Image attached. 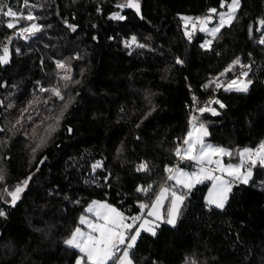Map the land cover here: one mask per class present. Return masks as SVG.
<instances>
[{
    "label": "trees",
    "instance_id": "1",
    "mask_svg": "<svg viewBox=\"0 0 264 264\" xmlns=\"http://www.w3.org/2000/svg\"><path fill=\"white\" fill-rule=\"evenodd\" d=\"M120 1L29 0L24 7L4 0L36 19L9 29L0 15V55L5 45L10 50V63L0 64V209L7 214L0 217V264H75L80 253L64 241L92 201L131 217L162 187L174 190L166 168L193 115L206 125L209 143L232 150L230 161L240 163L239 150L264 141V33L257 30L264 0H241L237 19L210 50L197 31L188 39L181 16L203 17L220 10L221 0H139L143 18L121 10ZM113 13L126 18L110 19ZM32 23L42 30L17 35ZM133 36L145 47L126 46ZM250 54V70L237 66L220 77L227 84L248 71L247 93L204 87ZM41 88L58 89L64 99ZM216 92L226 106L211 105L219 115L192 114ZM98 161L103 166L93 170ZM144 161L149 171H136ZM29 176L13 207L7 192ZM210 184L186 195L175 226L163 222L156 236L141 234L135 264H264V167L253 168L249 184L233 183L223 209L205 202ZM148 185L146 194L136 191Z\"/></svg>",
    "mask_w": 264,
    "mask_h": 264
},
{
    "label": "snow or ice",
    "instance_id": "2",
    "mask_svg": "<svg viewBox=\"0 0 264 264\" xmlns=\"http://www.w3.org/2000/svg\"><path fill=\"white\" fill-rule=\"evenodd\" d=\"M226 4L227 11L217 12L216 8H210L208 14L203 17L193 18L181 16L185 25V35L188 39H192V33L187 30V26L191 23L193 30H195L197 24H199V31L206 32L212 38L205 41L201 47L210 50L213 40L218 38L221 29L231 27L232 22L237 19V12L240 9L241 0H231L230 3H227V0H221V8H224ZM23 6L28 7L29 0H23ZM117 7L121 9L125 7L134 8L137 14H140L141 11L139 0H126V3L117 5ZM0 15L9 18L6 23V27L9 29L16 28L21 19L28 21L36 19L31 12L25 15L22 11H14L12 7L4 3V0H0ZM214 15L217 22L213 27L209 28L208 25L213 22ZM125 18V16L119 13H113L110 17V19L113 20H124ZM65 23L67 24V21H65ZM258 24L260 26V28L257 29L258 31L264 29V18L259 19ZM67 26L73 32L77 30L76 25L67 24ZM42 28V25L32 23L29 27L21 28L17 35L24 39H28L29 36H34L37 32H40ZM249 31L251 33V27ZM10 42L11 41H9V43ZM259 43L264 45V38H261ZM132 44H136L138 47H145V45L137 43L135 36L131 38V43L126 42V46L131 47ZM16 52L19 53L20 49L17 48ZM9 63L10 50L8 46L5 45L3 47V54L0 55V64L7 65ZM176 63L183 64L184 62L177 57ZM237 66L240 68H248L249 70L251 69V65L243 64L240 58L237 57L219 74V76L214 78L209 84L204 85V87L207 89L214 84L216 89L223 88L224 91L247 93L250 86L253 84L251 79H247L249 76L248 71L241 72L239 76L235 79H231L227 84L220 79V77L226 76L227 73L233 71ZM57 67L63 69L65 65L63 62L57 61ZM64 79L69 80L71 78L65 76ZM40 90L50 91L60 99H64L58 89L41 88ZM195 99L196 97L194 96L193 100ZM213 104L218 105L219 108L226 107L220 100L211 99L206 105L199 107L196 111L201 115L205 112H209L213 116L219 115L217 109L211 106ZM66 108L67 104L65 105V109ZM150 114L151 113H149V115ZM62 115L63 113H61V116ZM191 119L194 122L198 117L193 115ZM55 130L56 127L54 125L49 126V132H54ZM69 131H71V129H69ZM208 135V129L203 122L199 123V125L192 123V131H189L187 137L183 140V144L187 145V147L183 150L180 147L176 148V156L180 157L182 160H194L200 165L198 172L187 173L179 167L175 169L171 167L166 168V171L169 173L167 179L174 180L177 185H180L183 189H187L188 191L186 193L177 194L176 190L162 187L156 200L151 205L141 203L139 205L141 213L131 217L125 216L123 212L106 202L92 201L87 211L93 213L96 220H89L84 216H81L79 220V223L81 225H86L89 231L85 232L81 227H76L71 233L70 238L64 241L65 245L69 248L78 250L79 253L82 254L75 259V264H110V262L111 264H135L131 255L132 249L135 248L137 239L140 238L142 231L156 236V228L159 226L156 222L164 220L160 210L164 200H166L169 195L172 199L170 202L171 207L167 210L166 223L174 226L179 216L180 206L183 204L186 195H188L197 184L203 183L204 180H211L213 183L208 194V204L214 205L218 209H223L228 201L229 193L232 191L233 183L240 182L247 184L253 175V168H255L257 164L264 167V141L260 143L258 148H244L239 150L238 154L241 158L239 164L228 163L225 165L223 163V157H230L232 155V150L206 144L204 142V137ZM40 143L42 145L45 141L42 139ZM41 163H43V161H41ZM213 165L214 168L212 167ZM102 166V162L98 161L93 165V170ZM136 171H149L148 163L146 161L141 162L137 166ZM216 172H218L219 175L215 174ZM225 173L232 178L231 181L223 178ZM3 180L4 175L2 171H0V181ZM30 180L31 176L26 178L21 184L15 186L14 191L7 192L8 196L11 197V205L13 207L20 199L21 194L25 191ZM151 188L152 185H148L147 187L138 186L136 191L146 194ZM145 209H148L146 213L144 212ZM6 215V212L0 209V217ZM147 217H152L153 219L149 220ZM133 229H135V231H133Z\"/></svg>",
    "mask_w": 264,
    "mask_h": 264
},
{
    "label": "rangeland",
    "instance_id": "3",
    "mask_svg": "<svg viewBox=\"0 0 264 264\" xmlns=\"http://www.w3.org/2000/svg\"><path fill=\"white\" fill-rule=\"evenodd\" d=\"M231 2V0L229 1V2H227V3H230ZM124 3H126V0H121L120 2H119V5L120 4H124ZM240 7H241V5H240ZM121 9V8H120ZM124 9H127V7H125V8H122L121 10H124ZM221 11H227V4L225 5V7L224 8H221L220 10H217V12H221ZM238 13V12H237ZM205 16V15H204ZM194 18V17H193ZM213 21H216L217 22V20H216V17H215V15H214V19H213ZM215 22V23H216ZM234 22V21H233ZM232 22V23H233ZM183 26H184V28H185V25H184V21H183ZM214 26V24L213 25H211V24H209L208 25V27L209 28H211V27H213ZM224 29V28H223ZM223 29H221V31L223 30ZM187 30L189 31V32H191V33H196V31L198 32V33H200V34H202L203 36H204V42H203V44L205 43V41H207V40H209V39H212L206 32H201V31H199V28H198V30L197 29H195V30H193V27H192V25H191V23L187 26ZM219 35V34H218ZM215 40V39H214ZM214 40H213V43H214ZM212 43V44H213ZM212 46V45H211ZM204 49H206V48H204ZM214 108H216V107H214ZM217 109V108H216ZM217 111L219 112V110L217 109ZM191 122H190V124H189V128H188V131H187V133L189 132V131H192V123H196V121H192V120H190ZM197 124V123H196ZM197 125H199V124H197ZM187 137V134L184 136V138H183V140L185 139ZM208 138V136H206V137H204V142L206 143V144H211V143H209L206 139ZM213 145V144H212ZM214 146H218V145H214ZM187 147V145H184L183 143H181V149L183 150L184 148H186ZM219 147H222V146H219ZM223 148H225V147H223ZM227 149V148H226ZM182 154H183V151H182ZM233 156V152H232V155L230 156V157H228V156H225V157H223V163L225 164V165H227L228 163H232V164H239V162L237 163V162H233V161H230V159H231V157ZM215 158V157H214ZM185 161L188 163V162H191L192 163V167L191 168H188V167H179V168H181V169H183V171H185V172H187V173H192V172H198L199 171V168H200V165L196 162V161H194V160H186L185 159ZM241 161V160H240ZM253 171V170H252ZM215 174H217V175H219V173L218 172H216ZM168 175H169V173H168ZM224 179H226V180H232V178L231 177H229L228 175H227V173H225L224 174V177H223ZM252 178H253V175H252V177H251V179L249 180V182L247 183V184H249L250 182H251V180H252ZM171 182H172V184L174 185V187H175V189H176V191H177V194H182V191H186L187 189H183L180 185H177L176 184V182L174 181V180H171ZM210 183L211 182V184H210V187H209V189H208V191L206 192V196H205V202L208 204V194H209V191H210V189H211V187H212V181L211 180H204L203 181V183H200V184H197L195 187H197L198 185H201V184H205V183ZM238 183V182H237ZM240 183V182H239ZM169 188V187H168ZM174 189V190H175ZM161 190V189H160ZM160 192V191H159ZM159 194V193H158ZM229 195H230V193H229ZM157 197V196H156ZM171 196L169 195L168 196V198L166 199V200H164V202H163V206H162V208H161V215L164 217V220H162V221H157L156 223L158 224V225H160L161 223H163V222H166V219H167V210L171 207ZM156 200V198L153 200V202ZM100 202H102V201H100ZM152 202V203H153ZM143 203H145V204H147V202H143ZM151 203V204H152ZM151 204H149V205H151ZM91 205V204H90ZM89 205V206H90ZM209 205V204H208ZM88 206V207H89ZM209 206H214V205H209ZM88 207L86 208V213L85 214H83L82 216H84L86 219H89V220H93V221H95L96 220V217L94 216V214L93 213H89L88 211H87V209H88ZM181 207H182V205L180 206V211H181ZM148 211V209H145L144 210V212L146 213ZM179 214H180V212H179ZM179 217V216H178ZM147 219H149V220H152L153 218L152 217H147ZM80 220V219H79ZM178 220V219H177ZM177 223V222H176ZM169 225V224H168ZM176 225V224H175ZM174 225V226H175ZM170 226H173V225H170ZM77 227H81L82 228V230L83 231H85V232H87V231H89V229L87 228V226L86 225H81L80 223H79V225L77 226ZM75 230V229H74ZM134 230V229H133ZM144 231H142L141 232V234L143 233ZM147 233V232H146ZM150 234V233H149ZM70 238V237H69ZM138 240V239H137ZM80 255H82L81 253H80ZM110 264H111V262H110Z\"/></svg>",
    "mask_w": 264,
    "mask_h": 264
},
{
    "label": "built area",
    "instance_id": "4",
    "mask_svg": "<svg viewBox=\"0 0 264 264\" xmlns=\"http://www.w3.org/2000/svg\"><path fill=\"white\" fill-rule=\"evenodd\" d=\"M199 27H200V25L197 24L196 29L198 30ZM249 58H250V60L245 61V62H242V63L245 64V65H249V64H250V61L254 58V55L250 54V55H249ZM238 68H239V69H242V70L246 69V68H240L239 66H238ZM242 70H241V71H242ZM241 71H240V73H241ZM217 96H218V94H217V92H216V93L214 94V96L211 97L209 100H211V99H218ZM209 100H207L202 106L206 105V104L208 103ZM196 109H198V108H194L192 114H195V112H198V111H196ZM191 116H192V115H191ZM185 164H186V161H185V160H182L180 157H177L176 160L174 161V163L172 164V168L174 169V168H177V167H182V166L185 165ZM212 167L214 168V165H213Z\"/></svg>",
    "mask_w": 264,
    "mask_h": 264
},
{
    "label": "water",
    "instance_id": "5",
    "mask_svg": "<svg viewBox=\"0 0 264 264\" xmlns=\"http://www.w3.org/2000/svg\"><path fill=\"white\" fill-rule=\"evenodd\" d=\"M134 12H136L135 11V9L134 8H131ZM137 13V12H136ZM139 17H142V14H141V11H140V14H137ZM213 24H215V22L213 21L212 23H211V25H213ZM259 28H260V26H258ZM264 33V29H261V30H259L258 31V34L259 35H261V34H263Z\"/></svg>",
    "mask_w": 264,
    "mask_h": 264
},
{
    "label": "crops",
    "instance_id": "6",
    "mask_svg": "<svg viewBox=\"0 0 264 264\" xmlns=\"http://www.w3.org/2000/svg\"><path fill=\"white\" fill-rule=\"evenodd\" d=\"M244 170H246V169H244ZM183 192V191H182Z\"/></svg>",
    "mask_w": 264,
    "mask_h": 264
}]
</instances>
